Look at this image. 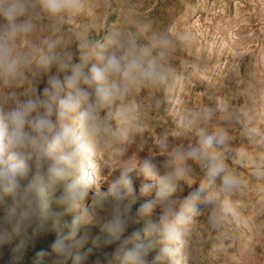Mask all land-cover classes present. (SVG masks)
Masks as SVG:
<instances>
[{
  "label": "clouds",
  "instance_id": "clouds-1",
  "mask_svg": "<svg viewBox=\"0 0 264 264\" xmlns=\"http://www.w3.org/2000/svg\"><path fill=\"white\" fill-rule=\"evenodd\" d=\"M84 7L85 0H0V264H26L30 252L31 264H42L46 255L54 256V264H150L151 244L141 232L159 236L163 247L156 260L170 255V245L184 234L186 213L201 198L203 185L176 208L173 193L184 167L161 173L148 157L114 163L119 177L102 191H89V159L115 139H127L122 126L132 110L128 97L139 88L165 85L174 69L165 38L142 43L139 31L122 30L101 40L84 32L66 35L62 22ZM225 111L222 101L206 108L208 122L197 129L198 144L174 148L163 166L201 160L223 192L235 190L239 177L214 150L230 141L223 118H214ZM137 168L155 178L157 187L153 199L134 213L130 173ZM140 191L151 193L152 185L143 184ZM216 200L209 193L202 201L213 208V227L231 212L229 201L217 207ZM154 204L161 207L160 223L138 228L137 217ZM62 216L70 219L49 250H37L46 222Z\"/></svg>",
  "mask_w": 264,
  "mask_h": 264
},
{
  "label": "rangeland",
  "instance_id": "rangeland-1",
  "mask_svg": "<svg viewBox=\"0 0 264 264\" xmlns=\"http://www.w3.org/2000/svg\"><path fill=\"white\" fill-rule=\"evenodd\" d=\"M62 27L73 38L84 32L101 40L122 30L139 31L142 43L161 38L171 42L167 59L174 72L168 82L135 90L128 97L132 110L122 126L127 139H115L108 150L98 151L86 164L90 192L106 189L119 177L114 163L145 157L153 159L161 173L184 167L173 193L176 208L189 193L204 186L195 209L186 213L189 220L180 226L181 240L170 245V255L156 260L163 247L159 236L141 232L151 244L150 264H264V0H85L82 13L67 16ZM218 101L226 111L214 118H223L230 141L214 150L240 180L229 193L222 191L219 178L207 177L201 160L163 166L174 148L198 144L197 129L208 122L205 109ZM112 123L119 131L116 122ZM254 128L261 134L255 135ZM90 160L98 173L94 180L87 168ZM130 176L135 186L131 198L135 213L140 204L153 199L157 181L139 168ZM143 184L152 185L151 193L140 191ZM209 193L216 194L217 207L225 201L231 204V212L224 214L218 227L210 223L213 208L202 202ZM52 207L63 211L55 204ZM161 217V207L154 204L151 211L137 217L136 226L159 224ZM65 219L70 217L46 222L47 231L37 250H49ZM32 255L26 264H31ZM41 261L54 264V256L46 255Z\"/></svg>",
  "mask_w": 264,
  "mask_h": 264
},
{
  "label": "bare ground",
  "instance_id": "bare-ground-1",
  "mask_svg": "<svg viewBox=\"0 0 264 264\" xmlns=\"http://www.w3.org/2000/svg\"><path fill=\"white\" fill-rule=\"evenodd\" d=\"M87 168L91 170L90 179H93V180L96 179L95 177L97 176L98 173H97V169H95V164L93 163L92 160H90L89 165L87 166ZM96 182H97V184H99L98 180Z\"/></svg>",
  "mask_w": 264,
  "mask_h": 264
}]
</instances>
